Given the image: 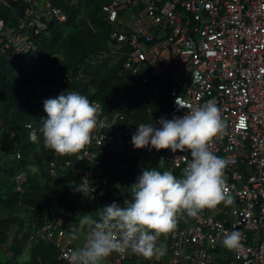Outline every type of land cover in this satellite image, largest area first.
<instances>
[{"label":"built area","instance_id":"2783aa9c","mask_svg":"<svg viewBox=\"0 0 264 264\" xmlns=\"http://www.w3.org/2000/svg\"><path fill=\"white\" fill-rule=\"evenodd\" d=\"M11 1L24 6L15 26L0 17V45L9 59L42 51V36L49 33L52 23L66 29L69 13L57 2L81 10L76 18L81 17L86 5L93 4L108 26L107 45L87 62H106L129 72L134 93L145 102L148 114L153 112L148 98L168 105V119L188 111L178 102L195 107L214 100L226 123L225 130L212 138L210 148L226 161L224 181L232 204L222 202L207 212L200 211L197 217L180 213L176 227L157 237L151 255L114 251L108 264H264V0L0 3ZM59 85L46 78L34 82L32 97L39 122L27 123L29 133L41 135L40 119L47 115L43 101L58 96ZM91 102L97 108L98 127L73 160L65 161L77 186L90 184L92 190L80 191L84 203L98 202L106 177L127 167L123 152L127 156L154 154L163 170L173 172H182L191 159L188 150L173 153L171 149L133 146L131 137L137 124L153 121L159 127V119L134 120L124 110L107 112L97 98ZM14 156L22 159L21 150ZM14 180L16 189L23 192L27 172L20 171ZM231 230L241 235L239 250H229L222 244L225 232ZM70 233L60 216L46 217L30 240L51 241L59 251L58 259L68 264V253L78 248L76 239L69 240Z\"/></svg>","mask_w":264,"mask_h":264},{"label":"trees","instance_id":"16d2710c","mask_svg":"<svg viewBox=\"0 0 264 264\" xmlns=\"http://www.w3.org/2000/svg\"><path fill=\"white\" fill-rule=\"evenodd\" d=\"M57 3L69 13L67 24L75 23L79 9L67 6L63 2ZM23 6L22 3L14 1L8 4L0 3V17H3L8 24L15 26L17 15L22 13ZM88 6L98 11L93 4ZM62 35L63 29L52 23L49 26V33L42 36V51L22 53L14 59H9L5 55L0 56V208L11 210L18 205H23L29 214L26 221L28 222L27 233L31 232V234L42 226L46 217L60 216L69 232L74 228L79 230L82 227L81 217L90 216L98 219L102 210L100 209L101 198L98 202L86 204L83 201L84 194L77 190V185H68L67 180L69 176L73 178V174L65 162L61 173L57 168L50 167V162L53 165L54 160L52 156H48L41 162V173L50 183L48 185H44L39 176L28 173L25 169L26 160L23 158V153L26 154L32 150L36 143L29 138L27 123L39 122L37 103L30 96L26 84L36 79L44 70L48 60H52V54L56 51ZM73 37H75L74 34ZM97 42L87 38H75L67 45L69 58L74 59V69L70 72L71 79H69L71 81H65V83L69 82L68 90L78 91L86 95L90 101L99 99L107 112L115 109L124 110L134 120L168 118V105H162L155 98L146 100L153 106L152 113L146 112L145 102L134 93V81L129 72L121 71L119 67L106 62L86 61L101 48ZM61 86L60 83L59 94L66 92L62 91ZM17 150H21L22 159L14 156ZM74 155L71 154L69 158L65 155V158L73 160ZM122 157L126 159L127 167L115 170L112 175L106 177L105 195L121 187L122 197L128 199L130 186L137 181L141 171L154 166L163 170L156 162L154 154L127 156L126 152H123ZM20 171L27 172L23 192L16 189L14 180L15 175ZM181 173L179 170L174 171L177 176ZM208 210L209 208H204L201 211ZM14 231L9 216L0 217V249H5L7 255L5 260L0 258V264L63 263L58 259L59 251L55 245L44 239L32 241L29 260H20L18 257L24 247V238H19L18 234L21 231L24 232V222L16 229V233Z\"/></svg>","mask_w":264,"mask_h":264},{"label":"clouds","instance_id":"9594fccd","mask_svg":"<svg viewBox=\"0 0 264 264\" xmlns=\"http://www.w3.org/2000/svg\"><path fill=\"white\" fill-rule=\"evenodd\" d=\"M43 105L47 115L40 119L39 133L45 146L61 155L78 153L98 127L96 105L73 90L46 98ZM178 105L188 109L183 116L160 117L159 127L153 121L137 124L131 143L135 148L156 151H190L191 159L181 175L157 167L145 168L130 186V199L103 206L98 219L81 217L80 225H88L90 230L83 245L68 253V264H101L114 251L149 256L157 237L176 227L178 214L186 212L197 217L204 208L222 202L232 204L233 197L224 181L226 161L210 148L212 138L226 128L220 108L214 100L195 107ZM29 138L33 142L40 139L36 131L30 132ZM77 190L86 193L92 189L88 184L77 186ZM78 231L74 228L69 240L77 239ZM222 244L229 250H239V231L225 232Z\"/></svg>","mask_w":264,"mask_h":264},{"label":"rangeland","instance_id":"374dc122","mask_svg":"<svg viewBox=\"0 0 264 264\" xmlns=\"http://www.w3.org/2000/svg\"><path fill=\"white\" fill-rule=\"evenodd\" d=\"M80 11L81 10H79V13ZM107 28L108 26L106 22L104 21L103 17H101V15L99 14V12L97 10H94L92 6L86 5V7L83 9V12L81 13V17L76 18L75 23L67 24L66 29H63L62 38L60 39L59 44L56 47V51L58 52L55 58L52 60L49 59L45 65L44 70L41 71L39 76L36 79H34L32 82H28L26 84V88L30 92V96L32 97V93L34 91V87H35L34 82L43 80L45 78L50 81L60 82L62 85L61 87H63L62 91H68L67 87L69 86L68 84L71 81L69 79H71V77L67 79L69 80V82L67 83H64L65 81L64 79L65 77L68 78L69 76H71L70 72L73 71L72 69H74L73 67L74 59L71 60L69 58V55L67 52L69 49L67 48V45L69 44L71 40L75 38H87L88 40H91V41H94V40L98 41L97 43L100 44V47H101L100 49L105 48L107 45V37H106L107 30H108ZM73 34L75 37L72 38ZM99 34L101 36H99ZM2 55L4 56L5 52L3 51V48L0 45V56ZM147 111L148 110L146 109V112ZM65 155L68 156V158L71 156V154L61 155V154L56 153L52 149L45 146V144L43 143V138L40 137L39 141L35 143L32 150H30L26 154L23 153V158L26 160L25 169L27 170L28 173H32V174L39 176L41 178V182L44 185L46 184L48 185L50 183L47 181V178L42 176V173H41V168H42L41 162L45 161L46 160L45 158H47L48 156H52L54 160L52 161L53 165L50 162V167L57 168V170H59L61 173L64 170V162L67 160L65 158ZM67 181H68V185L70 186L76 185L75 179L70 176ZM105 192L106 190L103 189L99 195V199L101 198L100 209L105 205L111 204L113 201L123 204L124 200L127 198V197L125 198L122 197L123 190L121 189V187H118L116 191L108 195H105ZM130 198H131V195L129 194L128 199ZM7 216H9V218L12 220L15 233L17 232L16 229H18L21 226V223L24 222V232L21 231L18 234L19 238H24V241H23L24 247L18 258L20 260H29L30 254H31L32 241H34V240H30L29 235L31 236V232L27 233L28 232V225H27L28 222L26 221L29 217V214L25 210L23 205H18L12 208L11 210L0 208V217H7ZM88 227L90 226L88 225L82 226L80 232H78V235L81 237L84 234L83 240L86 235L85 229ZM0 258H2L3 260L7 258L5 249L4 250L0 249ZM62 264H67V263L63 262Z\"/></svg>","mask_w":264,"mask_h":264},{"label":"crops","instance_id":"0c3cea01","mask_svg":"<svg viewBox=\"0 0 264 264\" xmlns=\"http://www.w3.org/2000/svg\"><path fill=\"white\" fill-rule=\"evenodd\" d=\"M81 228H82V227H81ZM81 228L79 229L78 232H80ZM87 229H89V227L86 228L85 231H86ZM83 237H84V234L82 235V237L78 235V238L76 239L77 242H78V247H81V246H82V244H83V241H82V240H83ZM112 254H113V253H112ZM112 254H110L107 258H105V259L101 262V264H108L110 258L112 257Z\"/></svg>","mask_w":264,"mask_h":264},{"label":"bare ground","instance_id":"6f19581e","mask_svg":"<svg viewBox=\"0 0 264 264\" xmlns=\"http://www.w3.org/2000/svg\"><path fill=\"white\" fill-rule=\"evenodd\" d=\"M150 99V98H149ZM147 100V99H146ZM144 102V101H143ZM146 106V105H145Z\"/></svg>","mask_w":264,"mask_h":264},{"label":"snow or ice","instance_id":"6c2138e0","mask_svg":"<svg viewBox=\"0 0 264 264\" xmlns=\"http://www.w3.org/2000/svg\"><path fill=\"white\" fill-rule=\"evenodd\" d=\"M241 123H243V121Z\"/></svg>","mask_w":264,"mask_h":264}]
</instances>
